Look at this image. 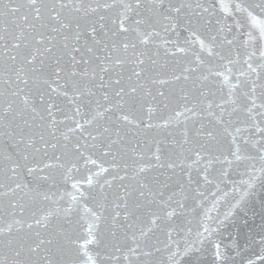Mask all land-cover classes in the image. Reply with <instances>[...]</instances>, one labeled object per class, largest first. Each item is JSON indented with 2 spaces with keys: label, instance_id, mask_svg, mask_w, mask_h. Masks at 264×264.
Returning a JSON list of instances; mask_svg holds the SVG:
<instances>
[{
  "label": "snow or ice",
  "instance_id": "obj_1",
  "mask_svg": "<svg viewBox=\"0 0 264 264\" xmlns=\"http://www.w3.org/2000/svg\"><path fill=\"white\" fill-rule=\"evenodd\" d=\"M261 181L264 0H0V264H227Z\"/></svg>",
  "mask_w": 264,
  "mask_h": 264
},
{
  "label": "water",
  "instance_id": "obj_2",
  "mask_svg": "<svg viewBox=\"0 0 264 264\" xmlns=\"http://www.w3.org/2000/svg\"><path fill=\"white\" fill-rule=\"evenodd\" d=\"M264 238V181L258 183L243 207L238 209L233 222L225 225L219 239L226 247L227 264H246L249 251H256ZM186 260L191 264H219L211 247L191 253Z\"/></svg>",
  "mask_w": 264,
  "mask_h": 264
}]
</instances>
